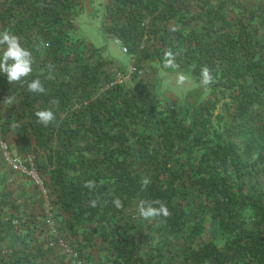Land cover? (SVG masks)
Here are the masks:
<instances>
[{
	"label": "trees",
	"instance_id": "1",
	"mask_svg": "<svg viewBox=\"0 0 264 264\" xmlns=\"http://www.w3.org/2000/svg\"><path fill=\"white\" fill-rule=\"evenodd\" d=\"M227 3L105 0V36L136 68L161 72L156 82L145 72L107 82L114 59L77 34L83 0H0V30L34 58L25 81L45 88L0 77V138L34 155L54 204L51 228L36 192L1 193L0 264H72L65 248L89 264L103 263L95 255L110 264H264V4H235L228 15ZM204 67L210 99L175 113L160 84L182 72L200 82ZM44 109L55 116L46 126L35 115ZM136 200L160 201L168 215L145 227ZM207 222L216 227L209 240Z\"/></svg>",
	"mask_w": 264,
	"mask_h": 264
},
{
	"label": "rangeland",
	"instance_id": "2",
	"mask_svg": "<svg viewBox=\"0 0 264 264\" xmlns=\"http://www.w3.org/2000/svg\"><path fill=\"white\" fill-rule=\"evenodd\" d=\"M234 1L235 2H231V0H228V3L225 7L228 15L231 14V9H233V14L237 13L238 6L236 7L235 4L241 5L239 6L240 8L242 6L250 8L257 4H264V0ZM104 2L105 0H83V7L78 17L79 30L77 34L84 37L88 42L92 43L105 55H108L114 59V65L107 69L109 76L105 80L108 82L112 78H117V75L127 77L133 61L131 60V57L128 55V53H123L121 51L118 40L111 37H106L104 34L101 15V8ZM143 70L148 74V80L152 82L158 81L161 72L157 71L156 66L151 68L149 67V64H146ZM179 75H183L185 77L183 83H178ZM160 97H162L166 105L173 108L175 113L182 114L183 111L191 105H201L205 103V101L210 99L211 95L207 86H204L189 74L182 72L171 73L167 75V78H165L160 84ZM13 144L17 145L15 142ZM11 151H13V153L15 152L13 149H11ZM19 181L20 180L13 173L8 171L0 150V188H2L0 191L3 189H10L9 191H13L15 186L18 185L17 183H19ZM26 185L30 184L26 183ZM29 189L30 191L33 190L31 187ZM139 202V200H136L132 208V210L136 212V215L138 214L137 205ZM151 220L152 219L145 220L144 218H141V222L143 225H145V227L151 223ZM215 236V224L212 222H207L206 232L203 236V239L209 240ZM95 256L96 260H103L102 264H110L107 259L108 257L101 255L99 258V255Z\"/></svg>",
	"mask_w": 264,
	"mask_h": 264
},
{
	"label": "clouds",
	"instance_id": "3",
	"mask_svg": "<svg viewBox=\"0 0 264 264\" xmlns=\"http://www.w3.org/2000/svg\"><path fill=\"white\" fill-rule=\"evenodd\" d=\"M165 67L172 66L174 60V54L171 51L164 53ZM34 58L31 51L25 47L20 38L14 34L11 30H0V77H4L9 84L12 83H25V78L28 77L32 71V65ZM185 77L183 75L178 76V83H183ZM212 80L209 69L204 67L201 69V83L207 86ZM27 90L32 93H43L45 88L38 78H34L31 81H27ZM11 103V98H9ZM38 121L45 126L49 122L53 121L55 116L51 110L44 109L35 113ZM147 183V181H145ZM90 191L94 189L95 182L87 181L84 185ZM90 206L95 207L96 201L89 202ZM116 209L123 207L122 201L119 198H114L112 201ZM156 205V206H154ZM137 211L140 217L145 220L157 216H167V206L160 202L140 201L137 205Z\"/></svg>",
	"mask_w": 264,
	"mask_h": 264
},
{
	"label": "built area",
	"instance_id": "4",
	"mask_svg": "<svg viewBox=\"0 0 264 264\" xmlns=\"http://www.w3.org/2000/svg\"><path fill=\"white\" fill-rule=\"evenodd\" d=\"M118 43L120 44L121 51L123 53H127V48L120 41H118ZM133 72H137L141 75L143 74L144 70L141 68H136L132 63L127 77L117 75V78L113 79L116 82H123L124 80H127L129 78V75ZM0 150L2 152V157L8 170L11 173L19 176L26 183H30V185L35 189L37 196L43 200L46 213V223L49 227L53 228L54 220L52 218V207L54 206V204L51 202L52 194L50 192L49 186H47V183L45 182V179L35 166L34 155L26 154L24 156H20L15 152L13 153L9 145L1 138ZM65 252L71 255V258L73 260L72 264H89L85 259L80 258L77 252H71L68 248H65Z\"/></svg>",
	"mask_w": 264,
	"mask_h": 264
},
{
	"label": "crops",
	"instance_id": "5",
	"mask_svg": "<svg viewBox=\"0 0 264 264\" xmlns=\"http://www.w3.org/2000/svg\"><path fill=\"white\" fill-rule=\"evenodd\" d=\"M9 171V170H8ZM10 172V171H9ZM11 173V172H10ZM15 175V174H14ZM20 181L19 183H17L18 185L15 186V188L13 189V191H9L10 189H3L0 191V195L2 192H6V193H12L13 194V198L16 197L17 195H19L23 190L26 191V193L28 195H31L33 192H35V189L31 186V185H26L25 181L22 180L19 176L15 175ZM4 182H6L5 180H3ZM23 182V183H22ZM30 184V183H29ZM8 187V186H7ZM32 188L33 190L30 191L29 188ZM2 189V188H0Z\"/></svg>",
	"mask_w": 264,
	"mask_h": 264
}]
</instances>
